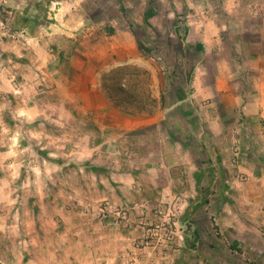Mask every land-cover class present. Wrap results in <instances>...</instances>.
I'll return each instance as SVG.
<instances>
[{"label": "rangeland", "instance_id": "374dc122", "mask_svg": "<svg viewBox=\"0 0 264 264\" xmlns=\"http://www.w3.org/2000/svg\"><path fill=\"white\" fill-rule=\"evenodd\" d=\"M0 264H264V0H0Z\"/></svg>", "mask_w": 264, "mask_h": 264}, {"label": "crops", "instance_id": "0c3cea01", "mask_svg": "<svg viewBox=\"0 0 264 264\" xmlns=\"http://www.w3.org/2000/svg\"><path fill=\"white\" fill-rule=\"evenodd\" d=\"M148 23L150 24V19L148 20ZM172 35H170V37H171ZM202 46L204 47V43H202ZM131 51H132V53L134 52V49L132 48L131 49ZM135 54V53H134ZM220 89V88H219ZM113 109V108H112ZM115 111V110H114ZM124 119V118H123ZM155 120L153 119V117L152 116H149L147 119H145V123L143 122H140L139 121V123H137V125H140V124H146V123H151V122H154ZM119 126H124V125H122V124H120Z\"/></svg>", "mask_w": 264, "mask_h": 264}, {"label": "trees", "instance_id": "16d2710c", "mask_svg": "<svg viewBox=\"0 0 264 264\" xmlns=\"http://www.w3.org/2000/svg\"><path fill=\"white\" fill-rule=\"evenodd\" d=\"M154 14H155V12H154V10H152V9H149V10L145 11V13H144V20H145V22H146L147 24H149V23H148V20H149L152 16H154Z\"/></svg>", "mask_w": 264, "mask_h": 264}]
</instances>
